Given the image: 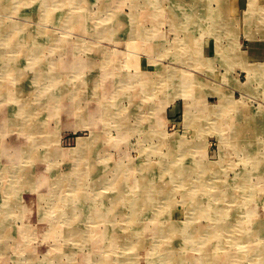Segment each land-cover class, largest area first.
I'll use <instances>...</instances> for the list:
<instances>
[{
  "label": "rangeland",
  "instance_id": "374dc122",
  "mask_svg": "<svg viewBox=\"0 0 264 264\" xmlns=\"http://www.w3.org/2000/svg\"><path fill=\"white\" fill-rule=\"evenodd\" d=\"M50 1L47 16L49 10L45 15L36 9L39 0H17L16 8L0 10V26L14 25L20 34L39 33L36 44L44 49L40 57L46 59L41 67L44 70L49 68L51 58L55 63L69 64L80 60L85 69L58 78L67 88L56 77L47 80L44 86L50 87L51 93L43 90L45 87L33 86L21 95L15 91L11 76L0 78L1 85L14 90L9 98L25 96L16 101L23 102L28 97L36 109L48 95L62 94L66 100L70 91H80L73 93L83 98L79 114L86 109L87 113L95 111L96 103L89 99L99 92L102 102L111 108L114 103L111 111L119 118L107 116L95 126L81 124L82 118L77 115L62 117L58 110L62 103L51 100L44 110H38L41 127L51 138H46L47 143L37 141V149L30 152L34 160L6 159L7 145L26 147L35 142L12 131L1 136L0 234L4 233L5 238L0 242V264H100V259L111 260L112 264H151L154 248L161 255L164 242H169L170 235L163 236L161 231L177 220L182 222L179 229L186 226L185 221H191L192 231L198 230L193 239H185L184 231L179 234L186 260L192 258L198 263L194 259H200L207 250L211 252L202 264H264V0H114L109 6L111 0H87L86 4L81 2L83 9L79 1ZM184 11L180 17L178 12ZM116 20L126 22L121 33ZM28 34L22 37L34 38ZM64 39L69 47L61 51V42L54 45V41ZM3 41L1 38L0 44ZM23 53L19 64L29 65L25 56L30 51ZM40 64L34 62L35 66ZM95 67L99 74L102 72L100 76L94 75ZM116 75L123 82L118 90L113 81ZM100 77L103 82H99ZM95 87H99L98 92H92ZM41 91L40 102H35L34 95ZM14 104L7 98L0 100V124L7 120L12 124L17 108ZM14 120L20 124L19 119ZM83 141L92 143L90 152L97 174L89 166L79 165L83 160H78L77 152ZM52 150L59 154L48 158ZM196 163H200L198 167ZM74 168L94 175L86 176L83 184L78 181L77 187L72 188V183L67 188V175L73 172L76 177ZM178 168H186L189 179L186 175V179L176 181L174 174H168ZM200 171L204 174L199 175ZM100 175L107 184L95 187ZM43 178L46 183L60 180V198L42 186ZM76 178L71 177V181ZM115 178L123 185L119 191L113 185ZM153 186L154 195L142 201L146 199L142 194L150 193L145 188ZM197 186L202 189L197 190ZM116 191L126 196L127 202H119L120 209L114 214L112 203L102 198H114ZM194 194H199L198 207ZM3 202L6 204L2 206ZM210 208L221 209L224 214L210 216ZM178 210L189 213L180 219ZM220 223L230 226H226L222 237H212L213 228ZM68 225L92 234L82 235V243L76 244L75 238L67 237ZM112 227L117 232L129 231L127 248L120 249L118 257L102 234ZM136 229L142 233L132 236L131 230ZM201 240H205L203 245ZM154 257V264H163V260L156 261L159 256Z\"/></svg>",
  "mask_w": 264,
  "mask_h": 264
},
{
  "label": "bare ground",
  "instance_id": "6f19581e",
  "mask_svg": "<svg viewBox=\"0 0 264 264\" xmlns=\"http://www.w3.org/2000/svg\"><path fill=\"white\" fill-rule=\"evenodd\" d=\"M16 1V2H15ZM61 1H64V3L65 4H69V2H75V1H79V2H77L78 3V5H80L81 6V8L83 7L82 5H81V2H83L84 4H86V1L87 0H61ZM102 1V0H101ZM104 1H106V0H104ZM114 0H111V2L110 3H108V6H109V4L111 5V3L113 2ZM35 2V1H34ZM53 2V1H52ZM50 0H39V2H37L38 3V5H37V7H36V9H40V10H42L43 12H44V14L46 15V11H48L49 10V13H48V15L47 16H49V14H50V8H49V6L51 7V3H52ZM16 3H17V0H0V10L1 11H3V10H9V9H11V8H16ZM33 3V2H32ZM252 3V2H251ZM256 3V2H255ZM30 4V3H29ZM253 4V3H252ZM23 5V4H22ZM26 5V4H25ZM72 5V4H71ZM71 5H69V6H71ZM29 6V5H28ZM44 7V9H43V7ZM88 6V5H87ZM252 6V5H251ZM56 7V6H55ZM70 8V7H69ZM84 8V7H83ZM82 8V9H83ZM255 8V7H254ZM23 9V8H22ZM256 9V8H255ZM264 9V8H263ZM188 10H190V9H187V11ZM258 10V9H257ZM17 11V10H16ZM187 11H184V12H178V14L180 15V17L181 16H183V14L184 13H186ZM254 11V10H253ZM252 11V12H253ZM60 12V11H59ZM189 12V11H188ZM255 12V11H254ZM257 13V12H256ZM192 14V13H191ZM194 14V13H193ZM64 16V15H63ZM65 17V16H64ZM96 17V16H95ZM95 17H94V19H95ZM115 18V17H114ZM194 18V17H193ZM257 18V17H256ZM56 19V17L54 16V20ZM192 19V18H191ZM92 20V19H91ZM184 20V19H183ZM58 21V20H57ZM250 21V20H249ZM97 23V22H96ZM130 23V21H128V23L127 24H129ZM132 23V22H131ZM133 23H134V21H133ZM125 24H126V22H124V21H122V23L121 22H118V20H116V22H115V25H119V26H121V30H122V27L124 26L125 27ZM184 25V24H183ZM250 25V24H249ZM17 30H19V28H17V27H15L14 25H4V26H0V39L2 38L4 41H3V43L2 44H0V64H2V66H0V78L2 79V80H4L7 76L9 77V76H11V78H12V82L14 83V85H15V87H16V90L15 91H17V92H20V94L21 95H23L24 94V92H29L31 89H30V87H35V86H38L40 89L41 88H44L43 90H46V91H49V88L50 87H46V86H44V83H46L47 82V80H50L52 77H56L57 79L59 78V77H61L62 75H68V73L69 72H77V70H79V69H82L83 68V70L85 69L84 67H85V65H83L81 62H80V60H78L77 62H75V63H73V64H69V62H67V61H61L60 63H59V61H58V59L59 58H57V61L58 62H54V60H53V58H51L50 59V62H49V68L47 69V70H44L43 68H41V67H43V64H45L44 62H43V60H46L45 58L44 59H41L42 57L41 56H43L44 55V49H43V47H40V48H38L37 46H38V44H36V41H37V39L39 38L38 37V35H40L39 33H37V32H35L34 34H31V33H26V32H22L21 34L17 31ZM96 29H94V31H95ZM250 30V29H249ZM92 32V33H95V32ZM247 31V30H246ZM7 32H9V33H7ZM120 33L121 32H123V30L122 31H119ZM136 32H138L137 30H136ZM248 32V31H247ZM251 32V31H250ZM6 34V35H5ZM22 34L23 35H26V34H28V37H34L33 39H24L23 37H22ZM42 35V37L44 38L45 37V33H43V34H41ZM251 35V34H250ZM48 37V36H47ZM64 38H66V37H64ZM61 42V48H60V50L62 51V50H65V48L67 49L68 47H69V44H68V42L66 41V39H64V40H58V41H54V45H58L59 43ZM65 43V44H64ZM67 44V45H66ZM72 45V44H71ZM81 45V44H80ZM79 45V46H80ZM238 45H240V44H238ZM71 47H74V45L73 46H71ZM82 47V46H81ZM88 47V46H87ZM241 47V46H240ZM57 48H58V46H57ZM81 49V48H80ZM95 49V48H94ZM23 51H30V53H28V54H30V55H28V56H25V59H26V62L25 63H27V64H29V65H26V66H24V65H20V64H22V62L18 59V58H20V55H23L24 53H23ZM80 51V50H79ZM88 51V50H87ZM90 51H91V49H90ZM89 51V52H90ZM23 53V54H22ZM63 53H64V51H63ZM55 54V52H52V55H54ZM16 56V57H14L13 59H11V58H9V56ZM51 55V56H52ZM56 55V54H55ZM41 57V58H40ZM68 57V56H67ZM64 60V59H63ZM37 61H39L41 64H40V67L39 66H35L34 65V62H37ZM53 61V62H52ZM21 62V63H20ZM20 63V64H19ZM58 63V64H57ZM89 63V62H88ZM38 65V64H37ZM57 67H60L59 68V71H58V69H57ZM87 67H91V66H89V64H87ZM86 67V68H87ZM245 68V67H244ZM243 68V69H244ZM61 69V70H60ZM91 69V68H90ZM93 71H94V75H101L102 74V72L100 71V74L98 73V71L96 70V67L93 69ZM93 73V72H92ZM70 75H72V74H70ZM105 75V74H104ZM107 75V74H106ZM111 75V74H110ZM119 75H116L114 78H113V81H114V83H115V89H119L120 88V84L121 83H123L122 81H120L118 78ZM10 78V77H9ZM11 80V79H10ZM95 80V79H94ZM57 81H59L60 83L62 82V84L63 85H65V87L67 88V86H66V84H64V82L61 80V78L60 79H58ZM96 81V80H95ZM52 82H55V80H52ZM58 82V83H59ZM68 82H71V81H68ZM98 82V81H97ZM99 82H103V80H102V78L100 77V81ZM98 82V83H99ZM178 84H176V85H180V82H177ZM3 84V83H2ZM11 84V83H10ZM67 84H70V83H67ZM103 84V83H102ZM90 85V84H89ZM97 85V84H96ZM123 85V84H122ZM182 85V84H181ZM85 86V85H84ZM94 86V85H93ZM98 86V85H97ZM8 87H9V85H8ZM11 87V86H10ZM14 87V88H15ZM57 87V86H56ZM55 87V88H56ZM99 88V87H98ZM98 88H96L95 87V89L92 91V92H98ZM114 88V87H113ZM85 89V88H84ZM82 90V89H81ZM12 91L14 92V90H12L11 88H7V86L5 85L4 86V84L3 85H1V82H0V100H2V101H4V100H6V98H7V100H9V101H13L15 104H16V112L13 114V119H12V124L10 125L9 124V121L7 120V121H3L1 124H0V139L2 138L1 136H4L7 132H11L12 131V133L13 134H17V135H19V136H22V137H24V136H26L27 137V139L28 140H30V142H35V143H33V144H30L29 146H26V147H23V146H21V145H15V146H6L5 147V149H4V152H5V156H6V159H9V157H11V158H14V160L17 162H19L21 159H25V158H28V157H31V158H33L32 157V155H31V153L30 152H34L36 149H37V147L38 146H36L37 145V141H40L41 139H42V141H43V143H47V141L46 140H48V139H46V138H51V135H50V133H48V132H45V130H44V126H42L41 127V125H42V122L40 123V121H39V119H38V116H39V112H38V110L39 109H43L44 110V107L45 106H47V104L51 101V100H54V101H59V102H61L62 104H61V106L58 108V110L59 109H61L60 111H61V113L62 114H60L62 117H65V118H67L66 116H68V117H70V116H73V117H76V115L77 116H79V117H81L82 118V122H80L81 124L83 123H87L88 125L90 124V125H92V126H95L94 124L96 123V122H99V121H102V120H107V116L109 117V116H113V117H115V118H119L118 117V115L115 113V115H113V112L111 111V109L113 110L114 109V106L115 105H113L114 103H112L111 104V106H112V108L109 106V103H106V102H102V100H104V98H101L102 97V95H99L98 93L96 94V95H92V98H90L89 100H91V103L93 102V103H96V105H95V111L93 112L92 110H90V111H92L91 113L90 112H88L87 113V109H86V111H84V113L83 114H79L78 112L81 110V108H80V102H81V100L83 99V98H80L79 96H78V94L77 95H73V93H79V92H77V90H75V91H70L72 94L71 95H67V99L65 100V97L63 98V95L61 94L59 97H55V96H57V95H55V94H52V95H48L47 97H45L44 99H47V100H45L44 102H43V104L42 105H40L37 109H36V104L35 105H32L31 103H29V99H28V97H26V100L27 101H23V102H16V101H19V100H17V98H19V97H16V96H14L13 98H9V97H11V95H9V94H12ZM61 91V90H60ZM50 93H51V90L49 91ZM63 92H68L67 91V89L65 90V89H63ZM185 92V91H184ZM187 92V91H186ZM39 93H40V91H39ZM35 94L34 96H35V99H34V101L35 102H40V97H41V95H42V91H41V94ZM175 94V93H174ZM29 96V95H28ZM33 95H31V96H29L30 98H32V97H34ZM51 96H52V98H51ZM86 96V95H85ZM175 96V95H174ZM191 96V95H190ZM25 97V96H24ZM24 97L23 98H19L20 100H23L24 99ZM87 97V96H86ZM60 98H62V100H60ZM172 99V98H171ZM186 99V98H185ZM64 100V101H63ZM84 101V100H83ZM52 102V101H51ZM85 102V101H84ZM187 103V102H186ZM5 104V103H4ZM14 104V105H15ZM85 104V103H84ZM83 104V105H84ZM3 105V104H2ZM51 105V104H50ZM52 105H53V103H52ZM1 106V105H0ZM189 107H191L190 105H188ZM187 106V107H188ZM81 107H82V105H81ZM2 108V107H1ZM12 109V108H11ZM187 109V108H186ZM84 110V109H83ZM50 111V110H49ZM59 111V112H60ZM188 111V110H187ZM112 112V113H111ZM6 113V112H5ZM48 113V112H47ZM46 113V114H47ZM53 113V112H52ZM54 113H56V112H54ZM2 114H4V113H2ZM59 114V113H58ZM10 115H11V113H10ZM42 115V114H41ZM120 115V114H119ZM190 115V114H189ZM6 116H7V114H6ZM59 116V115H58ZM187 116H188V113H187ZM53 117V116H52ZM55 117H56V115H55ZM14 119H19L20 120V124H17L16 122L17 121H15ZM53 119H55L54 117H53ZM78 119V118H77ZM80 119V118H79ZM111 119V117L108 119V120H110ZM18 120V121H19ZM50 120V119H49ZM263 120V119H262ZM77 122H78V120H76ZM189 121H190V119H189ZM257 122V121H256ZM46 123V122H45ZM259 123V122H258ZM44 124V123H43ZM14 125H16V126H14ZM63 125V124H62ZM190 125H191V123H190ZM79 126V125H78ZM40 127H41V129H40ZM78 128V127H77ZM85 128H86V126H85ZM84 128V129H85ZM261 128V127H260ZM259 128V129H260ZM40 129V130H39ZM88 129V128H87ZM245 130H247L246 128H245ZM91 134H93V133H91ZM8 135V134H7ZM94 135V134H93ZM245 135V137H248V133L246 134H244ZM42 136V137H41ZM25 137V138H26ZM254 138V137H253ZM15 139H17V140H19L20 139V137H16ZM80 139V138H79ZM82 139V138H81ZM1 141V140H0ZM3 141V140H2ZM24 141V140H23ZM22 142V141H21ZM2 144V143H1ZM92 145V143L91 142H89V141H83L81 144H80V146H79V148H78V152H77V154H79V155H77V157L79 158L78 160L79 161H81V160H83V162H80V164L79 165H85V166H89L90 168H89V170L92 172V173H96V172H98V170H97V167L94 165V164H92V162H93V157H92V151L90 152V150L92 149L90 146ZM56 146V145H55ZM252 146V145H251ZM259 147V146H258ZM249 150V149H248ZM256 150H257V148H256ZM77 151V150H76ZM50 152H52V154H49V155H47L48 156V158L50 157V156H54V155H57V154H59L58 153V151H54V150H52V151H50ZM36 153V152H35ZM70 153H72L71 151H70ZM74 153V152H73ZM45 154H47V153H45ZM90 155V156H89ZM25 156V157H24ZM264 156V155H263ZM39 158H41V157H39ZM35 158H33V160H34ZM40 160V159H39ZM77 160V159H76ZM75 161V160H74ZM258 161H261V160H258ZM15 162V163H16ZM72 163H73V161H72ZM79 163V162H78ZM6 164V163H5ZM14 164V163H13ZM17 164H19V163H17ZM180 164V163H179ZM200 164V163H199ZM198 163H196L194 166H196V167H198V165H199ZM15 165V164H14ZM4 166H6V165H4ZM264 166V165H263ZM8 167V166H7ZM15 167V166H14ZM79 167V166H78ZM183 167V166H182ZM43 168V167H42ZM114 168V167H113ZM112 168V169H113ZM14 169V168H13ZM16 169V168H15ZM14 169V170H15ZM75 169V171H76V177L78 178H76V177H74V175H73V172L71 173V174H69V175H67L68 176V178L66 179L67 180V182H68V186H67V188L69 187V186H71V184L72 183H74V184H72V188H74V187H77V185L79 184L78 183V181H82V184L85 182L84 181V179H85V177L86 176H92V175H94V174H92V173H83V172H81V170L79 171V169H76V168H74ZM102 169V168H101ZM100 169V170H101ZM197 168H194V171L196 170ZM199 169V168H198ZM5 170V169H4ZM9 170V169H8ZM12 170V169H11ZM111 170V169H110ZM115 170V169H114ZM119 170V169H118ZM203 170V169H202ZM13 171V170H12ZM11 172V171H10ZM101 172V171H100ZM4 173V172H3ZM75 173V172H74ZM99 173V172H98ZM108 173V172H107ZM106 173V174H107ZM110 173H111V171H110ZM110 173H108V174H110ZM170 173L171 174H174L175 176H174V179L177 181H179V179L181 180V177L183 178V177H185L186 175H188V177H187V179H189V171L185 168H178V169H175L174 171H173V173H172V171H169V175H170ZM10 174V173H9ZM90 174V175H89ZM97 174V173H96ZM104 174V173H103ZM204 173L202 172V171H200V173H199V175H203ZM2 175H4V176H6V174H2ZM111 175V174H110ZM109 175V176H110ZM16 176H17V174H16ZM104 176V175H103ZM71 177H73V178H76L77 179V181H76V179L75 180H73V182L71 181ZM198 177V176H197ZM97 178V177H96ZM1 179V178H0ZM185 179H186V177H185ZM184 179V180H185ZM43 180V182H44V184L42 185L43 187H44V185L48 188V190H50L51 191V193L52 194H59V197H57V199L58 198H60V193H61V195H62V187H63V185H61L60 183H59V181L60 180H57V181H54V183L53 182H49V183H46V181H44V178L42 179ZM94 180V179H93ZM97 180V184H95L94 186L95 187H97V186H102V185H104V183L105 184H107L106 183V180L105 179H103L102 177H101V175L100 176H98V178L96 179ZM122 180H124V179H122ZM173 180V179H172ZM100 181V182H99ZM40 184H41V181H38ZM76 182V183H75ZM99 182V183H98ZM123 182V181H122ZM140 182V181H139ZM146 181H143V184L145 183ZM184 182V181H183ZM182 182V183H183ZM147 183V182H146ZM186 183V182H185ZM81 184V185H82ZM142 184V185H143ZM111 185V184H110ZM113 185L116 187V186H118V189H117V191H119L120 190V188H122V183H121V181H117V178H115V180H114V182H113ZM137 185V184H136ZM135 185V186H136ZM111 187V186H110ZM196 187V186H195ZM198 188H197V190L200 188V189H202V187L201 186H197ZM65 188V187H64ZM108 188H109V186H108ZM76 189V188H75ZM74 189V190H75ZM145 189H147L150 193H144V194H142V196H146V199H144V197H143V199H141L142 201H144V200H146L147 201V199H149V196H153L154 194H153V191L155 190V188H154V186L150 189H148L147 187L145 188ZM195 189V188H194ZM8 190H10V188L8 189ZM70 190V189H69ZM192 190V189H191ZM66 191H68L67 189H66ZM76 191V190H75ZM116 191V193L115 194H112V195H114V198H102L103 200H105L107 203H112V213H114V214H116L117 212H118V210L120 209V207L118 206V203L119 202H122V204L124 205L126 202H127V197L126 196H122L121 195V193H119V192H117ZM195 191H196V189H195ZM195 191H192L193 193H196ZM205 191V190H204ZM10 192H12L11 190H10ZM69 192V191H68ZM136 193V192H135ZM140 193V192H139ZM201 193V192H200ZM52 194H50V195H52ZM67 194V193H66ZM69 195V194H68ZM198 195L199 194H194V196H195V199L193 200L194 201V203H195V207H198V203H200L201 204V202H199L197 199H198ZM206 195V194H205ZM204 195V196H205ZM9 196V195H8ZM81 196L84 198V195L83 194H81ZM90 196V195H89ZM51 197V196H50ZM56 197V196H55ZM66 197V196H65ZM67 197H69V196H67ZM88 197V196H87ZM102 197V196H101ZM137 197V196H136ZM251 197V196H250ZM249 197V198H250ZM76 198V197H75ZM201 198H204V197H201ZM6 199V198H5ZM13 199V198H12ZM67 199V198H66ZM77 199V198H76ZM88 199V198H87ZM134 199V198H133ZM137 199V198H136ZM139 199V198H138ZM151 199V198H150ZM149 199V200H150ZM251 199V198H250ZM256 199V198H255ZM14 200V199H13ZM79 200V199H78ZM102 200V201H103ZM129 200V199H128ZM206 200H207V197H206ZM6 202H7V200H5ZM15 201V200H14ZM13 201V202H14ZM73 201V200H72ZM84 202V199H80L79 200V202L81 203V202ZM104 201V202H105ZM131 201V200H130ZM217 201V200H216ZM6 202L4 203H2L1 205L3 206V204L5 205L6 204ZM18 202V201H17ZM50 202V201H49ZM64 202V201H63ZM129 202V201H128ZM252 202V201H251ZM255 202V201H254ZM257 202V201H256ZM1 203V202H0ZM56 203V202H55ZM60 203V202H59ZM62 203V202H61ZM70 203V202H69ZM136 203H138L137 201H136ZM144 203V202H143ZM142 203V204H143ZM57 204H58V202H57ZM64 204V203H63ZM16 205V204H15ZM59 205V204H58ZM122 205V206H123ZM133 205V204H132ZM167 205V204H166ZM10 206V205H9ZM93 206H94V204H93ZM136 206V205H135ZM147 206V205H146ZM251 206V205H250ZM95 208H96V206H94ZM104 207V206H103ZM124 207V206H123ZM9 208V207H8ZM20 208V207H19ZM18 208V209H19ZM61 208V207H60ZM76 208V207H75ZM202 208V207H201ZM219 208V207H218ZM255 208V207H254ZM71 209V208H70ZM92 209H93V207H92ZM103 209V208H102ZM124 209V208H123ZM130 209V208H129ZM136 208H134L133 209V211L135 210ZM138 209V208H137ZM251 209V208H250ZM7 210V209H6ZM9 210V209H8ZM79 210V209H78ZM78 210H76V211H78ZM84 210V209H83ZM125 210V209H124ZM147 210V209H146ZM210 210V213H209V215L210 216H212L213 214H219V215H221L224 211H222L221 209H217V208H215V209H213V208H210L209 209ZM208 210V211H209ZM246 210H248V209H246ZM15 211V210H14ZM65 211V210H64ZM63 211V212H64ZM68 211V210H67ZM127 211V210H126ZM132 211V210H131ZM130 211V212H131ZM207 211V210H206ZM249 211V210H248ZM247 211V212H248ZM252 211H253V209H252ZM1 212V211H0ZM17 212V211H16ZM18 212H20L19 210H18ZM61 212V211H60ZM90 212V211H89ZM120 212V211H119ZM176 212H180L179 213V215H180V219H181V217H184L185 216V214L186 213H189L188 211H181V210H178V211H176ZM2 213V212H1ZM65 213V212H64ZM79 213V212H78ZM81 213V212H80ZM250 213V212H249ZM8 214H10V213H8ZM14 214V213H13ZM16 214H18V213H16ZM62 214V213H61ZM66 214V213H65ZM90 214V213H89ZM143 214V213H142ZM171 214V213H170ZM224 214V213H223ZM248 214V213H247ZM252 214V213H251ZM6 215V214H5ZM58 215V214H57ZM62 215H64V214H62ZM67 215V214H66ZM174 215V214H173ZM175 215H176V213H175ZM202 215H203V212H202ZM250 215V214H249ZM10 216V215H9ZM20 216V215H19ZM59 216H61V215H59ZM115 216V215H114ZM114 216H109L110 218H112V217H114ZM132 216V215H131ZM171 216V215H170ZM214 216H216V215H214ZM252 216V215H251ZM250 216V217H251ZM253 216H254V213H253ZM252 216V217H253ZM108 217V216H107ZM143 217V216H142ZM2 219H4L3 217H1ZM22 218V217H21ZM91 218V217H90ZM131 218V217H130ZM129 218V219H130ZM254 218V217H253ZM13 219V218H12ZM59 219V218H58ZM74 219H76V218H74ZM127 219V218H126ZM182 219H184V218H182ZM14 220V219H13ZM22 220V219H21ZM218 220V219H217ZM219 220H221V219H219ZM218 220V221H219ZM249 220H251V219H249ZM125 221H129V220H125ZM181 221V220H180ZM208 221V220H207ZM252 221V220H251ZM79 222V221H78ZM150 222V221H149ZM159 222H161V221H159ZM186 222V226H184L183 227V229H179L180 228V224L179 223H182V222H178V220L177 221H175L174 223H172V225H171V228H169L168 230H164V231H161L162 232V235L163 234H168V235H170L169 237L171 238H169V242H164V244L165 245H163L164 246V252L161 254V255H159V254H157V249H155L154 248V251H153V257H154V255H157V256H159V257H156V261H161V260H163V264H183V263H186V264H202V262H204V260L205 259H208V257H207V254L209 253V252H211V251H209V252H207V250L206 251H204V254L201 256V257H199L200 259H194V260H197L198 261V263L197 262H195V261H193L192 260V258L191 259H188V260H186V258H183V252H182V249H184L183 248V240H181V238H180V235L179 234H182L183 233V231H184V237H186L185 239H193V237L195 236V234H196V232L198 231H196V232H194V230L192 231V228L191 227H189V225H190V223H192L191 221H185ZM258 222V221H257ZM80 223V222H79ZM256 223V222H255ZM261 223V222H260ZM1 224V223H0ZM50 224H52V223H50ZM129 224V223H128ZM145 224H146V222H145ZM167 224V223H166ZM221 224V223H220ZM70 225V224H69ZM68 225V226H69ZM228 225L229 224H227L226 226L228 227ZM75 226V225H74ZM142 226V225H141ZM147 226V225H146ZM192 226V225H191ZM226 226H222V224H221V226H219V227H217V229H216V227H214V226H212V227H214L213 229H214V231L212 232L213 234L211 235L212 237H216L217 235H219V237H222V234H223V231H225L224 229H226ZM230 226V225H229ZM3 227V226H2ZM51 227V226H50ZM161 227V226H160ZM167 227V226H166ZM260 227H262V226H260ZM5 228V227H4ZM8 228V227H7ZM25 228V227H24ZM67 228H70V233H68V236L67 237H69L70 239H74L75 238V240H73L74 241V243H76V244H78V243H82V241L80 240L81 239V237H82V235L84 236L85 234H92V232H88L87 230H83L82 229V231L80 232V231H76V229L75 230H73L74 228H72L71 226H69V227H67ZM165 228V227H164ZM163 228V229H164ZM185 228V229H184ZM3 229V228H2ZM121 229V228H120ZM166 229V228H165ZM199 229V228H198ZM137 230V231H136ZM136 230H131L132 231V236H135L138 232H141L142 233V231H138V229H136ZM2 231V230H1ZM0 231V232H1ZM4 231V230H3ZM7 231H9V230H7ZM154 231V230H153ZM179 231H180V233H179ZM181 231H182V233H181ZM95 232V231H94ZM127 232H129V231H127V230H118V232L116 231V228H114V227H112V229H108V230H106L104 233H102L104 236H103V238L105 239V240H108L109 242H110V245H111V247H110V249H111V251H113V252H116V254H117V257H118V255L121 253V252H119V250L121 249H124V248H127V245H125V244H127L128 242V238H127ZM150 232V231H149ZM2 233V232H1ZM9 233V232H8ZM146 233V232H145ZM4 234V233H3ZM3 234H0V242H1V240L2 239H4L5 237H4V235ZM156 234V233H155ZM6 235H8V234H6ZM99 235H100V232H99ZM98 235V236H99ZM141 235V234H140ZM164 236V235H163ZM181 236H183V235H181ZM198 236V235H197ZM202 236V235H201ZM66 237V238H67ZM183 237V238H184ZM211 237V238H212ZM83 238V237H82ZM132 239V238H131ZM139 239V238H138ZM161 239V238H160ZM166 239V238H165ZM198 240V239H197ZM216 240H218V239H216ZM134 241V240H133ZM194 241V240H193ZM202 241V240H201ZM204 241L205 240H203L201 243H202V245L204 244ZM198 242V241H197ZM218 243H221V241H217ZM138 243H139V241H138ZM187 243V242H186ZM200 243V242H199ZM213 243V242H212ZM217 243V244H218ZM6 244V243H5ZM3 245H4V243H3ZM188 245V244H187ZM197 245V244H196ZM213 245H214V243H213ZM6 246V245H5ZM98 246V245H97ZM130 246V245H129ZM194 246V245H193ZM199 246V245H198ZM18 247H20V246H18ZM98 247H100V246H98ZM213 248H214V246H213ZM262 248V247H261ZM260 248V249H261ZM6 249V248H5ZM11 249V248H10ZM195 249V248H194ZM192 250H193V248H192ZM5 251V250H4ZM18 251V250H17ZM16 251V252H17ZM252 251V250H251ZM254 251L255 250H253V254H254ZM11 252V251H10ZM112 252V253H113ZM216 252V251H215ZM258 252V251H257ZM115 254V253H114ZM187 254V253H186ZM215 253H213L212 255H214ZM217 254V253H216ZM7 255V254H6ZM212 255H211V257H212ZM93 256V255H92ZM94 257V256H93ZM153 257H151L150 258V262H152L151 264H154V262H155V257L153 258ZM263 257V256H262ZM221 258V257H220ZM48 259V258H47ZM97 259V258H96ZM106 259V258H105ZM52 260V259H51ZM209 260L212 262V261H214V257H212V259L211 258H209ZM221 260V259H220ZM47 261V260H46ZM49 261V260H48ZM114 261V260H113ZM187 261H188V263H187ZM28 262V261H27ZM51 262V261H50ZM112 261L111 260H109L108 261V259H106V260H104V259H100V264H112L111 263ZM218 262H219V260H218ZM217 262V263H218ZM226 262V261H225ZM225 262H224V264H225ZM258 262H260V261H258ZM208 262H206V264H207ZM50 264H58V263H50ZM94 264V263H93ZM119 264H121V263H119ZM159 264V263H158ZM161 264V263H160ZM204 264V263H203Z\"/></svg>",
  "mask_w": 264,
  "mask_h": 264
}]
</instances>
